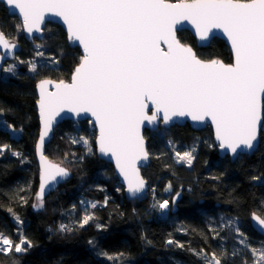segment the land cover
Segmentation results:
<instances>
[{
	"label": "trees",
	"instance_id": "obj_1",
	"mask_svg": "<svg viewBox=\"0 0 264 264\" xmlns=\"http://www.w3.org/2000/svg\"><path fill=\"white\" fill-rule=\"evenodd\" d=\"M0 30L22 47L4 65H15L14 73L0 75V146H10L0 155V232L15 242L22 234L32 245L23 253H0V264H203L193 252L201 249L217 255L226 250L228 259L223 264L253 262L251 243H264L249 222L252 212L264 216V101L258 148L235 161L219 156L209 126L193 130L188 124H174L154 132L145 130L151 161L142 173L149 191L138 199L126 198L112 165L97 156L94 125L87 119L65 120L54 129L45 152L52 160L63 161L72 175L44 199L42 209H35L39 184L34 150L39 131L35 84L42 78L70 80L81 52L69 44L56 23H46L42 39H25L21 22L2 2ZM177 37L202 59L232 61L222 39L213 38L199 47L188 30L178 31ZM34 42L43 46L52 64L37 65L31 73ZM8 125L21 134L12 136ZM81 137L88 140L91 152L82 141L73 143ZM186 145L194 149L195 157L188 169L175 166L172 156L174 146ZM166 183L181 197L175 212L170 208L167 216L159 217L157 203L174 198L163 193ZM81 199L97 202L95 209L88 210L94 219L83 228L79 226L83 215L76 205ZM61 224L73 230L61 232ZM239 224L247 249L236 232ZM169 240L173 243L168 244ZM237 246L240 254L232 256ZM103 253L123 255L113 261Z\"/></svg>",
	"mask_w": 264,
	"mask_h": 264
},
{
	"label": "snow or ice",
	"instance_id": "obj_2",
	"mask_svg": "<svg viewBox=\"0 0 264 264\" xmlns=\"http://www.w3.org/2000/svg\"><path fill=\"white\" fill-rule=\"evenodd\" d=\"M0 2L18 10L22 28L29 34L41 31L46 13L61 18L67 26L69 40L78 42L84 53L71 82L61 80L55 83V91L48 90L53 84L51 80H41L38 84L40 96L37 104L42 128L36 145L40 187L38 203L34 207H43L45 192L57 177L69 175V170L62 166L63 161L56 163L44 154L45 139L56 118L65 111L77 117L90 114L99 128L97 143L100 153L115 159L133 197L146 187L137 168V162L147 160L149 156L140 132L145 122L152 124L162 119L167 124L173 117L185 116L194 121L210 118L220 148L237 155L238 150L255 147L261 120L260 98L264 94V0ZM182 21L190 22L204 43L211 40L215 30H221L231 43L234 63L200 59L191 46L181 43L176 36V26ZM0 47L12 53L17 45L0 31ZM43 55V52H37V56ZM29 63V71L36 72L37 64ZM2 70L14 73L15 65ZM150 105L154 108L151 115L148 114ZM8 127L12 128L11 125ZM81 141L91 152L87 139L81 137L73 143ZM5 149L10 150V146H0V155ZM193 151L182 154L177 151V162L190 167L195 158ZM13 155L19 156L20 153ZM253 179L259 180L260 177L254 176ZM170 189L171 185L165 190ZM156 206L165 210L169 202L164 200ZM90 207L95 209L97 204L91 203ZM93 219L94 215L86 209L79 226L83 228ZM16 220L22 224L18 217ZM253 220L264 227V219L253 214ZM72 230L69 225L59 226L61 232ZM236 232L241 237L240 243L247 249V238L238 228ZM19 235V242L14 243L0 232V253L26 252L32 246L31 242ZM193 252L203 264H223L228 259V253L223 249L219 255L203 249ZM251 253L253 264H264V245L259 249L252 248ZM239 254L234 250L231 255ZM103 255L115 261L123 254ZM244 264H247L246 260Z\"/></svg>",
	"mask_w": 264,
	"mask_h": 264
},
{
	"label": "water",
	"instance_id": "obj_3",
	"mask_svg": "<svg viewBox=\"0 0 264 264\" xmlns=\"http://www.w3.org/2000/svg\"><path fill=\"white\" fill-rule=\"evenodd\" d=\"M167 2L169 3H178L180 2V0H177V1H172V0H167ZM3 3V2H2ZM5 5V3H3ZM6 6V5H5ZM6 8L8 9V12L10 14H13V15H16V17L19 19V21L21 22L22 24V17L19 15L18 13V10L14 9V8H10V7H7ZM56 23L58 24L59 26L62 27V29L64 30L65 34H66V37H67V41L69 42V44L72 46V47H78L80 49V52H81V58L83 56V48L82 46L79 45L78 42H72L69 40V36H68V32H67V26L63 23V20L59 17H56L52 14H49V13H46L45 14V19H44V22L41 24L40 28H41V31L40 32H33L32 34H29L26 30H24L22 28V33L25 37V39L27 40H32L33 38H38V39H42L43 35H44V32H43V29L46 25V23ZM177 31H176V36H177V32L178 31H181V30H188L195 38L196 40V43L199 47H204L206 45L209 44V42L213 39V38H219V39H222L225 44L227 45V47L229 48V51L232 55V61L229 62V63H226L223 61L225 64H232L234 63V53L231 49V43L230 41H228L227 37L222 33L221 30H215L214 31V35L212 36L211 40L209 42H201L198 38V36L196 35L195 33V28L193 27V25L188 22V21H182L180 24H178L177 26ZM1 31V30H0ZM5 38H7L11 43H15L17 45V47L12 51V53H8L5 49H3L2 47H0V56H3L4 58L3 59H0V75H1V71H2V68L3 66L5 65V63L9 62V61H12L16 58L17 54L21 51L22 47H21V44L18 42V41H15V40H12V39H9L5 34H4ZM178 38V37H177ZM179 39V38H178ZM182 43V42H181ZM184 44V43H183ZM188 45V44H186ZM191 46V45H189ZM162 47L165 48L166 50V46L162 45ZM192 47V46H191ZM193 48V47H192ZM194 50V49H193ZM195 51V50H194ZM199 57V56H198ZM200 58V57H199ZM202 59V58H200ZM216 59V58H214ZM202 60H205L207 61V59H202ZM211 60V59H209ZM81 61V59H80ZM79 61V63H80ZM79 63L76 65V67L79 65ZM75 67V68H76ZM74 68V70H75ZM74 72V71H73ZM72 72V74H73ZM72 74H71V77H72ZM71 77H70V80L68 81H65V82H71ZM41 80H51L53 82L52 85H49L48 86V90L49 91H55V83H58L59 81L61 80H56V79H51V78H42L40 80H38L35 84V92H36V95H37V101L39 100V96H40V93H39V88H38V84L40 83ZM37 101H36V109H37V115H38V121H39V131H38V137H37V140L35 142V146H34V150H35V161L37 163V167H38V172H39V175H38V179H39V184H38V189H37V193L39 192V187H40V161H39V155L36 151V145L39 141V136H40V132H41V128H42V125H41V121H40V116H39V106L37 104ZM263 101H264V94H261V98H260V115H261V120H260V124H259V131H258V138H257V141L255 142V147L252 149V150H238V154L237 155H233L230 151L226 150V149H222L220 148V142L216 139V129H215V125L212 123L211 119L210 118H206L204 121H194L192 120V118L190 116H185V117H173L171 121H169V123L165 124L163 122L162 119H158L156 122L152 123V124H149L147 122H145L142 126H141V129H140V132H141V135L143 136L144 138V143H145V149L146 151L148 152L147 150V141H146V138L144 136V131L145 130H149V131H155L157 130L160 126H164V127H169L171 125H174V124H177V125H185V124H188L189 127L193 130H200L206 126H209L210 130H211V133H212V138H213V142L214 144L217 146V150H218V154L220 157H225V156H228L229 159L231 161H235L236 158L241 155V154H252L257 148H258V145H259V142H260V133H261V127H262V124H263ZM152 111H154V108H152V106L150 105L149 106V109H148V114L151 115ZM89 120L93 125H94V128H95V132H96V136H95V149H96V153H97V156L100 158V159H103L104 161L110 163L113 167V171L115 173V175L118 177L119 181H120V184L123 186V191H124V194L126 196L127 199H138L140 197H143L147 191H148V188H149V183L147 181V179L143 176V173H142V170L144 168H146L149 164H150V155L148 156V159L147 160H143V161H138L137 162V168L139 169V173H140V176L146 181V187L144 189V191L142 193H139L137 194L135 197H133L132 195H130V193L128 192V186H127V182L124 180V177L120 174L119 170L117 169L116 167V162H115V159L112 158L110 155L109 156H105V155H102L99 151V145L97 143V139L99 137V128L97 125H95L94 121H93V118L90 116V114H81L79 117H77L75 114L73 113H69L67 111L61 113V115L59 117L56 118V121L53 125V129L52 131L49 133L48 137H46L45 139V144H44V154L46 155V152H45V149H46V146L47 144L51 141L52 137H53V132H54V129L63 121L65 120H70V121H80V120ZM149 153V152H148ZM47 156V155H46ZM50 160H52L49 156H47ZM54 161V160H52ZM56 162V161H54ZM56 163H59V162H56ZM63 167L67 168L66 166L62 165ZM68 169V168H67ZM69 170V175L65 178H60V177H57V180L55 182H53L46 190L45 192V195H44V199L50 194L52 193L54 190H56L58 188V186L62 183H64L66 180H68L71 175H72V172ZM36 199H37V194H36ZM178 199V196L177 197H174L173 198V201H177ZM173 212L176 211V206L173 207L172 209ZM253 214H255L256 216H259L260 218L264 219V216L260 215L259 213H256V212H252L250 214V218H249V222H250V226L252 227V229L257 233L259 234L260 236H262L264 238V227H261L258 222L254 221L253 220Z\"/></svg>",
	"mask_w": 264,
	"mask_h": 264
},
{
	"label": "rangeland",
	"instance_id": "obj_4",
	"mask_svg": "<svg viewBox=\"0 0 264 264\" xmlns=\"http://www.w3.org/2000/svg\"><path fill=\"white\" fill-rule=\"evenodd\" d=\"M37 45H40L41 47L40 48H37ZM32 50L35 52V54H34V56L29 60L30 62H35L37 65H50V64H52V62L49 60V58H50V55L48 54V53H44V51H43V46L40 44V43H38V42H34L33 44H32ZM43 52L44 53V55L43 56H37V52ZM28 62V61H27ZM9 65H12V64H9ZM29 66H30V64H29ZM3 68H4V66H3ZM2 68V69H3ZM31 72V71H30ZM1 73H3V74H5V75H7V74H9V73H5L3 70L1 71ZM31 73H33V72H31ZM8 128V131H9V133L12 135V136H14V137H18L20 134H21V131L20 130H17V129H15V131H13L12 130V128H9V127H7ZM159 129V128H158ZM157 129V130H158ZM157 130H155V131H157ZM151 132H154V131H151ZM198 137H202V135L200 134V135H198ZM196 149V148H195ZM191 150H193L192 148H191V146H188V145H186V146H180V148H177L176 146H174V153H173V162H174V164H175V166H179L180 167V165L181 166H183V168L184 169H188V168H191L192 167V165H193V163H192V165L189 167L186 163H184V162H180V163H178L177 162V157H176V155H175V153L178 151V152H180L181 154L183 153V152H185V151H191ZM196 151V150H195ZM193 156H194V151H193ZM193 162H194V160H193ZM103 174H105L104 176H105V178H108V171H105V173H103ZM109 179H110V177H109ZM120 182V181H119ZM149 183V182H148ZM169 185H171L170 183H166V186H165V188H164V191H163V193L164 194H166V195H172V196H175V195H177V193L176 192H173V190H172V187H171V189L170 190H168V191H166L165 189H167L168 188V186ZM123 187V186H122ZM148 191H149V188H148ZM148 191H147V193H148ZM146 193V194H147ZM145 194V195H146ZM144 195V196H145ZM82 201L83 202H85V203H83L82 204ZM163 202V201H162ZM38 203V200L35 202V204L34 205H36ZM91 203H96L97 204V202L96 201H94V200H90V199H81L79 202H78V204H76L77 205V208L82 212V215L84 216V214H85V210L87 209V211L91 208L90 207V204ZM35 209H42V208H37V207H34ZM169 210H170V204H169V206H168V208L167 209H165V210H161L160 208H158V215L157 216H159V217H165V216H167V214H168V212H169ZM89 212V211H88ZM83 216H82V218H83ZM236 220V219H235ZM81 221V219L79 220V222ZM90 222V221H89ZM237 228H239L240 229V224L239 225H237L236 226ZM236 228V229H237ZM239 232L241 233L242 231L241 230H239ZM4 234V233H3ZM5 236H7L6 234H4ZM9 237V236H8ZM10 238V237H9ZM236 240L237 239H239V238H236V237H234ZM11 239V238H10ZM19 239H20V237H19ZM239 241H240V239H239ZM14 243H18L19 242V240L17 241V242H15V241H13ZM252 244V248H256V249H259V248H261V246L262 245H264V243L261 241V240H257V242L255 241V242H252L251 243ZM243 245V244H242ZM244 246V245H243ZM25 247H27V245H25ZM252 248H250V252H251V249ZM238 249H240V246H237V249H234L235 251L237 250L238 251ZM10 253H16L14 250L12 251V252H10ZM8 254V253H7ZM247 264H253V262L251 261V262H249V263H247Z\"/></svg>",
	"mask_w": 264,
	"mask_h": 264
},
{
	"label": "flooded vegetation",
	"instance_id": "obj_5",
	"mask_svg": "<svg viewBox=\"0 0 264 264\" xmlns=\"http://www.w3.org/2000/svg\"><path fill=\"white\" fill-rule=\"evenodd\" d=\"M179 193V195H175L174 197H177L178 196V199H177V201H173V199H172V201L171 202H169V204H170V208H172L173 209V206H176V210H177V207H178V201H179V199H180V197H181V193L180 192H178ZM171 209V210H172Z\"/></svg>",
	"mask_w": 264,
	"mask_h": 264
}]
</instances>
